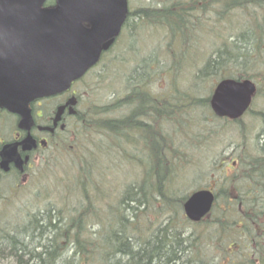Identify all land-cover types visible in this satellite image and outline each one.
I'll return each mask as SVG.
<instances>
[{
    "label": "rangeland",
    "instance_id": "374dc122",
    "mask_svg": "<svg viewBox=\"0 0 264 264\" xmlns=\"http://www.w3.org/2000/svg\"><path fill=\"white\" fill-rule=\"evenodd\" d=\"M158 1L161 0H128V3L131 10L143 13L148 10L147 8L164 7L162 4L159 6ZM171 1L173 0H167L165 4ZM216 8L213 6V9ZM244 17V11H240L238 18L241 20L232 18L230 23L213 14L212 18H203L205 20L202 21V25L206 29L199 28V25L198 29H194L189 23L191 48L185 52L182 51L184 46L179 42L175 49L174 38L164 24L160 25L149 18L144 19L142 24L135 22L131 33L123 35L121 43L105 56L100 66L94 68L84 78L82 85L85 103L108 104L113 96H123L138 81L145 83L149 91L165 95L166 99L169 95L177 101L181 96L187 97L190 94L188 92L190 87L198 97H209L218 81L220 71L231 67L228 64L225 46L222 44L226 41L225 35L237 34V31L242 34L247 29ZM196 20L194 18V21ZM220 29L224 33L221 37L215 35L216 30ZM242 39L248 42L245 36H242ZM180 40L184 42L185 39L181 37ZM184 57L187 59L183 60ZM151 58L154 60L159 58V61H147ZM214 62L218 64L213 67ZM206 64L208 69L205 67ZM258 83L259 90L251 110L239 121H226L214 117L209 105L196 107V111L191 115L183 114L182 119L192 118L194 123L191 121L190 125L180 130H171L173 127H169V117H164L163 129L159 127L157 133L162 137L172 134L174 143L171 146L175 147L171 150L163 139L157 138L151 130L131 129L134 139L131 142L133 144H128L123 140H116V143L113 140L114 136L110 137L102 132V135L106 136L105 139H110L105 142L102 137L96 136L97 131L93 128L92 132L84 131L82 149L78 154L68 152L63 154L61 150H54L51 187L60 190L64 187L66 190L64 194L48 199L47 210L48 215L52 217V226H49L43 214L37 215L36 235L25 238L24 244H29L31 248L35 247L36 253L54 249L56 257L53 254V257L46 259L42 256V259L38 260L37 256L29 257L20 250L23 255H20V258L24 257L26 264H102L97 261L98 252L95 251L93 242L96 246L100 245L98 240L109 244L113 235L125 232L126 223L133 225V229L128 231L131 235L142 234L144 231L147 236L149 225L151 228L149 234H153L158 233L156 227L159 224L168 222V213L172 210L162 209L163 202L155 197L161 191L173 196L178 192V196L189 194L197 188L213 189L220 196L212 217H218L220 207L225 206V196L226 194L230 196L231 190L232 196L239 197L241 209L246 210L247 206H243L246 201L245 191L254 181L244 173L246 170L249 171V164L258 165L260 167L258 171H264V163L255 161L264 158V79ZM187 100L184 99V103ZM124 114L121 113L120 117ZM146 134L149 137V147L146 143ZM141 135L143 140L140 139ZM240 146L241 163L233 167L232 160L239 158L237 151ZM109 152L111 156H108ZM163 160L166 161L167 170L163 169L164 165L160 162ZM90 165L91 168L84 180L76 179L79 171L82 168L88 170ZM153 168L155 169L152 170ZM253 170L254 173L257 172V169ZM257 179L258 182L261 180L260 177ZM74 184L75 188L71 191L69 187ZM261 188L262 185L256 190ZM145 190H150L151 193L148 200L145 198ZM263 194V191L259 194L257 192L261 202ZM62 196L64 197L61 198ZM67 196L69 198L64 202ZM86 200L90 204H87ZM237 203L232 201L237 217L241 218L243 213L237 209ZM81 207L86 215L82 219L84 225L81 223L80 227L76 225L68 229L72 215ZM12 208L6 214V217H9L5 221H0V264H19L14 258L15 253L3 257L5 242L1 228L4 227L8 231L4 233L20 236L26 233V228L29 233L30 227L34 225L30 222L31 215L24 212L27 211V207L26 210L19 207L11 210ZM175 219L176 225L181 226L177 231H185L183 235L196 232L198 226L190 220H184L179 215H175ZM169 227L175 228L172 223ZM75 233H80L78 241L75 240ZM261 238L264 239V227ZM85 240L91 244L84 242ZM261 246L264 259L263 241ZM84 249L87 250L86 253ZM17 255L19 256V252ZM125 262H128L126 257L116 254L109 255L107 262L104 258L103 264Z\"/></svg>",
    "mask_w": 264,
    "mask_h": 264
},
{
    "label": "flooded vegetation",
    "instance_id": "af4514ba",
    "mask_svg": "<svg viewBox=\"0 0 264 264\" xmlns=\"http://www.w3.org/2000/svg\"><path fill=\"white\" fill-rule=\"evenodd\" d=\"M211 1L173 0L169 4H165L167 0L158 1V5L161 6L162 4L164 7L159 8L161 11H158L159 15L156 16L158 19L155 22L160 23V25L164 24L167 27L172 21L170 32L174 38L175 49L179 46V43L184 46L182 50L184 52L191 48L189 44L191 42L188 29L189 23L191 24L190 27L194 29H198V25L199 28L206 29L202 25V21L205 20L203 18H212L213 14L218 18H224L223 10L218 5H215L217 8L213 9L214 5ZM143 13L128 8L121 29L114 36V41L110 47L107 50H102L97 63L82 77L73 81L67 89L55 94L32 98L26 104L12 109L0 104L1 222L9 217H6V214L10 208L13 207L11 210H14L19 207L26 210L27 207V211L24 212H26V215H31L29 217L31 223L37 225V215L43 214L47 223L50 226L52 225V217L48 215L47 210L48 199L58 194H64L66 190L64 187L62 190L51 187L50 177L54 150H61L63 154L65 152L78 154L82 149L84 131L89 133L93 129L96 130L97 135H95L102 137L105 142L110 139L108 137V140L105 139L104 137L106 136L102 135V132L110 137L114 136L113 140L116 143L119 140H123L128 144H133L131 142L134 136L130 132L131 129L152 130L153 135L163 139L157 131L159 127L161 130L163 129L162 123L164 122L162 120L164 117H169V127H173L171 130H180L191 124L192 118L187 120L185 118L182 119L181 116L183 114L186 115V113L191 115L196 111V107H199L192 87L188 91L190 94L184 98L181 96L178 101L171 95L166 99L165 95H160L159 92H156V94L159 93L157 98L150 101L144 96L145 93L146 95L148 93L146 86L143 85L144 88L139 85V89L133 90L132 86L121 97L113 96L112 101L108 102V104L85 103V92L82 85L84 78L94 68L100 66L105 56L121 43L123 35L131 33L135 22L139 24L144 22L145 18L143 17L145 16L142 15ZM194 18L197 20L194 21ZM181 37H184V42H181ZM185 59L187 58L183 60ZM150 60L159 61V58L155 60L151 58L147 61ZM159 75L162 76L161 73ZM184 99H188L186 103H184ZM121 113H125L124 116L120 117ZM221 119L229 121L227 118ZM145 137L148 146L150 144L149 137L147 134ZM140 139L143 140V135L140 136ZM240 148L241 146L237 151L239 158L232 160L233 167L241 163L240 154L242 153H240ZM263 160L264 158L256 159L255 161L264 163ZM248 167L250 169L249 171L246 170L244 175L250 176L254 181L252 184L258 183L257 178L264 175V171H258L260 169L258 165L249 164ZM90 168L91 165L88 170L82 168L79 171L82 176L81 180H84ZM252 169H257V172L254 173L255 170L252 171ZM74 188L75 184L69 187L71 191ZM253 189L254 187L252 189L248 187L245 193L254 192ZM212 192L215 195V201L211 211L198 221H190L198 226L195 233L183 235L185 231H177V228L181 226L176 225L175 222V215L183 217L184 220H190L183 213L182 206L188 194H179L177 196V192L173 196L163 193L155 197L163 202L162 209L167 208L172 211L168 213V222L161 223L156 227L158 233L149 234L150 225L147 228V236L143 233L144 231H142V234L131 235L128 233V229L125 228V232L113 235V239L108 245L103 243L98 245L99 251L108 250L109 248L111 254L124 256L125 251H121V249L123 250L125 246L136 250L139 246L148 245L156 239L160 242L159 244L162 246L164 253L175 251L182 257L179 258V261L168 262L169 264H182V262H189V264H264L259 243L261 234L258 233L264 226V222L262 220L251 221L252 232L249 235L244 233V230L248 229L244 227L245 223L248 222L247 216L240 207L239 197L232 196L231 190L230 196L229 194L224 195L225 206L220 207L218 217H212L213 212L217 208L216 202L220 196L214 190ZM68 198L67 196L63 201L66 202ZM233 200L238 202L237 209H239L240 213H243L241 218L232 217L236 212L232 205ZM24 201L27 202L24 203ZM49 212L51 211L49 210ZM171 223L175 228L169 227ZM5 231L4 227H2L1 235L3 240L12 235L4 233ZM165 231L168 232L165 233ZM20 255H17L16 258L19 264H23L22 260L24 261V257L20 258ZM29 257L32 256L29 255ZM129 260L127 259L128 262H125V264H133Z\"/></svg>",
    "mask_w": 264,
    "mask_h": 264
},
{
    "label": "water",
    "instance_id": "95a60500",
    "mask_svg": "<svg viewBox=\"0 0 264 264\" xmlns=\"http://www.w3.org/2000/svg\"><path fill=\"white\" fill-rule=\"evenodd\" d=\"M46 1L0 0V103L8 108L67 89L110 47L127 13V0ZM255 91L251 80L222 79L210 105L217 116L237 119ZM212 202L213 194L200 190L184 210L199 220Z\"/></svg>",
    "mask_w": 264,
    "mask_h": 264
},
{
    "label": "trees",
    "instance_id": "16d2710c",
    "mask_svg": "<svg viewBox=\"0 0 264 264\" xmlns=\"http://www.w3.org/2000/svg\"><path fill=\"white\" fill-rule=\"evenodd\" d=\"M211 2L214 6L218 5L223 10L224 21L227 20V22L230 23L232 18H236L237 20L239 19L240 21L241 18H238L240 11H244V24H246L245 27L247 28L242 34L237 31V34H230V36L225 35L226 41H223L222 44L225 46L224 50L227 59L230 62H228V64H230L231 67L228 69H222L218 76L220 78L232 77L239 80L251 79L252 81L258 83L262 78L264 79V0H212ZM54 4V0H49L45 5L53 6ZM147 9L148 10L143 11L144 13L142 15L145 16L143 18H149L154 22L157 21L158 18L156 16L159 15L158 11H161V9ZM223 34L224 33L221 29L219 31L216 30V36L218 35L221 37ZM242 36H245L248 42L243 41ZM245 56L248 58L241 59V57ZM216 63L217 62L213 63V67L216 65ZM205 67L208 69V64H206ZM139 85L143 86L145 84H142V81L135 82L133 85V90L139 89ZM167 146L169 147L168 144ZM160 162L164 165L163 169L167 170L168 166L165 164L166 161L163 160ZM160 194H162V192H160ZM37 230L38 223L37 225H34L33 228L30 227L29 233L28 228H26V233L20 236L9 235L3 241L9 243L10 241L15 240V238L21 237V243L24 244V241H26L25 238L36 235L35 233ZM87 243L91 244V242ZM159 243L160 242L158 240L154 239V241L150 242L148 245L139 246V248L136 250H132L129 246H125L123 250L121 249V251H125L124 257L130 259L129 262H133V264H169L168 262L170 261H179V258H182L179 254H177V252L175 253V251L164 253L163 248ZM25 245L28 246L23 249H20L17 246L18 249L15 250V253H20V250H23L24 254H28L32 257L37 256L39 258L38 260H41L42 256H45L46 259L47 257H53V254L54 257H56L54 249H45L44 251L36 253L37 251L35 247L31 248L29 244ZM105 261L107 262V258ZM182 264H189V262H182Z\"/></svg>",
    "mask_w": 264,
    "mask_h": 264
},
{
    "label": "bare ground",
    "instance_id": "6f19581e",
    "mask_svg": "<svg viewBox=\"0 0 264 264\" xmlns=\"http://www.w3.org/2000/svg\"><path fill=\"white\" fill-rule=\"evenodd\" d=\"M144 96H146L150 101H151L152 99H156V98H157V94H156L155 91H153V92L148 91L147 95H146V93H145ZM140 97H141V96H140ZM79 178H82V176L80 175V173H79V175H77L76 179H79ZM144 194H146V195H147V194L151 195V193H150L149 191H147V190L144 191ZM88 200H89V199H88ZM88 200H86L85 202H86V203L88 202L87 204H90V202H89ZM125 226H126V228L128 229V231H130V230L133 229V225H131V224H129V223H126ZM21 240H22L21 237H17V238H15V240L10 241L9 243H6V242H5V244H4V249L2 250V253H3V255H4L3 257H6V256L11 255L12 253L15 252V250L18 249V247H19L20 249H23V248H25V247L28 246V245L22 244V243H21ZM24 243H26V241H24ZM17 246H18V247H17ZM16 247H17V248H16Z\"/></svg>",
    "mask_w": 264,
    "mask_h": 264
}]
</instances>
